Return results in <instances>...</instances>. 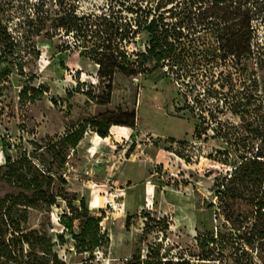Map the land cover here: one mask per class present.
Masks as SVG:
<instances>
[{
    "label": "rangeland",
    "instance_id": "obj_1",
    "mask_svg": "<svg viewBox=\"0 0 264 264\" xmlns=\"http://www.w3.org/2000/svg\"><path fill=\"white\" fill-rule=\"evenodd\" d=\"M159 1L0 0V25L14 34L24 26L23 55L33 52L23 62L25 76L16 63L0 65V76L9 74L0 85L1 174L8 157L22 154L20 145L32 152L37 143L46 150L35 157L55 177L57 197L52 208H6L8 239L17 225L38 231L52 240L61 264L199 263L196 237L215 234L224 222L216 216V182L246 147L261 145L264 0L245 6L252 12L250 53L239 59L226 54L219 28L191 24L189 0H161L155 13ZM149 9L169 26L161 63L148 52L152 34L136 27ZM42 85L47 93L39 101L21 102L24 87ZM100 119L111 125L106 141L89 126L75 152L53 146L69 126ZM3 140L16 147L3 151ZM21 193L0 177V203ZM94 199L99 207L91 209ZM63 214L76 234L84 216L101 220L109 241L94 260L78 252ZM243 246L205 263L264 264V242L256 236Z\"/></svg>",
    "mask_w": 264,
    "mask_h": 264
},
{
    "label": "trees",
    "instance_id": "obj_2",
    "mask_svg": "<svg viewBox=\"0 0 264 264\" xmlns=\"http://www.w3.org/2000/svg\"><path fill=\"white\" fill-rule=\"evenodd\" d=\"M250 1L189 0L185 2V7L192 21L191 24L219 28L221 30L219 42L225 44L226 54L239 59L250 53L252 12L245 7ZM161 2L160 0L157 4L155 13L159 10ZM197 10L199 12L195 13L194 11ZM152 13L153 9L146 10L136 22V27L148 29L152 34L148 52L157 63H161L167 58L164 48L168 44L169 35L165 29H169V26L164 22L163 15ZM74 20L79 18L75 16ZM69 28L74 34L76 29L72 28V25ZM8 29H10L9 26L0 25V65L8 61L16 63L19 75L25 76L23 62L26 57L33 55V52L23 55V35L21 36L20 32L24 26H21L16 34L10 33ZM231 29L238 30L231 32ZM36 56L39 58V54ZM5 74L0 76V85L9 75L8 72ZM45 86L42 85L38 89L24 87L20 93L21 102L34 104L39 101L47 93ZM89 126L103 139L110 136L111 125L104 119L81 122L75 126H69L62 136L56 138L53 146L60 147L63 153H69L72 150L75 152ZM260 140L259 147L251 146L250 149L246 147L240 154V163L235 166L232 173L216 182V197L220 210L216 216L224 222L217 226L215 234L200 233L196 237L201 252L197 257L199 263L183 258L175 264H206L219 258L226 259L229 251L244 250L243 243L251 244L256 236L259 241L264 242V128H262ZM31 145L34 151L28 152L24 145H20L18 149L22 154L13 159L11 157L6 159V172L3 175L0 165V177L8 184L22 190L18 196H11L0 203L1 221L6 226L5 230H0V259L5 260V264H61L58 255L53 251L52 240L47 236L41 237L38 231L24 233L20 225H17L10 235L11 238H7L10 231L8 226L11 225V212L6 208L9 206L10 208L22 207L25 210L43 206L52 208L57 203V197L52 192L55 177L49 173L45 164L35 157L37 152L45 151L46 148L34 142ZM2 147L5 151L10 149L11 145H6L3 141ZM51 148L49 145L48 150ZM81 207H85L84 200L81 201ZM82 219L84 223L79 234L74 233L73 219L68 215L63 214L59 221L70 231L77 243L78 252H90L89 260H94L95 250L105 247L109 238L101 227V220L91 215L84 216ZM60 238L64 242L63 237ZM25 245L30 250L27 255H24ZM168 264H172V261Z\"/></svg>",
    "mask_w": 264,
    "mask_h": 264
},
{
    "label": "bare ground",
    "instance_id": "obj_3",
    "mask_svg": "<svg viewBox=\"0 0 264 264\" xmlns=\"http://www.w3.org/2000/svg\"><path fill=\"white\" fill-rule=\"evenodd\" d=\"M100 139L106 141V139H102L101 137H100ZM89 206H90L91 209H96V208H98V207H99L98 200H97V199L92 200V201L90 202V205H89Z\"/></svg>",
    "mask_w": 264,
    "mask_h": 264
},
{
    "label": "built area",
    "instance_id": "obj_4",
    "mask_svg": "<svg viewBox=\"0 0 264 264\" xmlns=\"http://www.w3.org/2000/svg\"><path fill=\"white\" fill-rule=\"evenodd\" d=\"M6 145H11V147H14L16 143L7 142L6 140H3ZM3 149V147H2Z\"/></svg>",
    "mask_w": 264,
    "mask_h": 264
},
{
    "label": "crops",
    "instance_id": "obj_5",
    "mask_svg": "<svg viewBox=\"0 0 264 264\" xmlns=\"http://www.w3.org/2000/svg\"><path fill=\"white\" fill-rule=\"evenodd\" d=\"M65 132H66V131H65ZM65 132H64V133H65ZM106 140H107V138H106Z\"/></svg>",
    "mask_w": 264,
    "mask_h": 264
}]
</instances>
